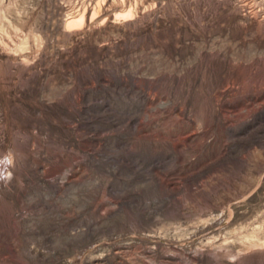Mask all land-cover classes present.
Wrapping results in <instances>:
<instances>
[{"label": "rangeland", "instance_id": "1", "mask_svg": "<svg viewBox=\"0 0 264 264\" xmlns=\"http://www.w3.org/2000/svg\"><path fill=\"white\" fill-rule=\"evenodd\" d=\"M0 264H264V0H0Z\"/></svg>", "mask_w": 264, "mask_h": 264}]
</instances>
